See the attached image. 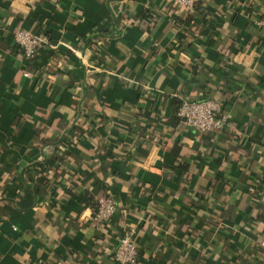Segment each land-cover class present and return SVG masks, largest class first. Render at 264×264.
Masks as SVG:
<instances>
[{
    "label": "crops",
    "instance_id": "1",
    "mask_svg": "<svg viewBox=\"0 0 264 264\" xmlns=\"http://www.w3.org/2000/svg\"><path fill=\"white\" fill-rule=\"evenodd\" d=\"M17 27L57 43L29 76ZM212 95L217 134L176 117ZM129 228L137 264L264 263V0H0V264H114Z\"/></svg>",
    "mask_w": 264,
    "mask_h": 264
},
{
    "label": "built area",
    "instance_id": "2",
    "mask_svg": "<svg viewBox=\"0 0 264 264\" xmlns=\"http://www.w3.org/2000/svg\"><path fill=\"white\" fill-rule=\"evenodd\" d=\"M174 1L184 8L192 9L199 0ZM12 41L20 53L22 62L26 65L22 71L24 76L30 75V70L27 69L29 65L36 67V59L39 57L48 58L57 44L51 41L44 32L25 27L14 29ZM175 114L184 125L200 134L219 132L230 119V114L222 109L220 100L207 97L182 100L177 106ZM93 210L96 222L104 226L116 215L117 206L113 197L104 192L96 197ZM133 234L134 230L129 228L119 235L110 256L114 264L138 263V247Z\"/></svg>",
    "mask_w": 264,
    "mask_h": 264
},
{
    "label": "trees",
    "instance_id": "3",
    "mask_svg": "<svg viewBox=\"0 0 264 264\" xmlns=\"http://www.w3.org/2000/svg\"><path fill=\"white\" fill-rule=\"evenodd\" d=\"M195 5H196V3H195ZM194 5V6H195ZM51 60V59H50ZM48 61L47 62V66L48 67H51L52 66V62L51 61ZM207 98H213V99H217L215 96H210V97H207ZM181 102V101H180ZM176 115V114H175ZM177 117V116H176ZM178 118V117H177ZM80 122V126L82 127V128H85V126H86V124H85V121L84 120H80L79 121ZM217 134V133H216ZM215 135V134H214ZM211 184H213V183H211ZM255 196L256 197V199L258 200V201H261V200H263V199H261L262 198V192H256V190L254 189L253 190V192L250 194V196ZM87 201L91 204V205H95V201L93 200V199H91V197H88V199H87ZM220 217L222 218V214H220ZM220 217H218V218H220Z\"/></svg>",
    "mask_w": 264,
    "mask_h": 264
}]
</instances>
